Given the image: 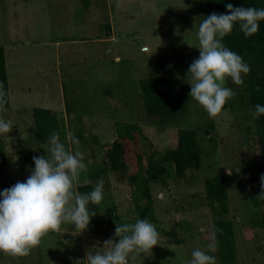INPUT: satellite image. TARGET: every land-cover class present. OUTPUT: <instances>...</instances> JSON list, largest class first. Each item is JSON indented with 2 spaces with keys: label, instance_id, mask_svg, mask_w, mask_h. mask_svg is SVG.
I'll list each match as a JSON object with an SVG mask.
<instances>
[{
  "label": "rangeland",
  "instance_id": "rangeland-1",
  "mask_svg": "<svg viewBox=\"0 0 264 264\" xmlns=\"http://www.w3.org/2000/svg\"><path fill=\"white\" fill-rule=\"evenodd\" d=\"M212 12L204 0H0V46L11 100L0 115L12 121V130L0 134L8 142L0 190L31 174L32 169L21 173L19 150L50 155L49 142L34 141L29 126V109L45 107L43 97L55 100L66 148L85 153L86 169L76 187L104 181V198L88 205L96 214L87 229L64 223L27 256L0 252V264H87L88 251L117 239V224L140 218L145 169L176 147L177 129L191 130L201 161L182 175L166 163L161 176L149 180L152 206L145 218L155 224L159 240L131 264H184L194 248L209 243L216 245L212 254L218 264H264V153L256 144L246 82L215 116L189 96L186 69L199 56V24ZM150 77L167 78L184 90L189 113L175 125L148 124L139 81ZM60 87L66 114L57 107L63 101ZM108 89L117 92L111 96L113 110L105 109ZM115 139L124 148L123 167L111 170L108 153ZM216 176L226 182L220 204L209 201L205 191V181ZM218 221L232 223L227 242L213 239Z\"/></svg>",
  "mask_w": 264,
  "mask_h": 264
},
{
  "label": "clouds",
  "instance_id": "clouds-1",
  "mask_svg": "<svg viewBox=\"0 0 264 264\" xmlns=\"http://www.w3.org/2000/svg\"><path fill=\"white\" fill-rule=\"evenodd\" d=\"M227 13L212 12L204 17L196 33L199 56L190 64L189 96L195 99L210 116L221 113L228 100L236 95L226 86L231 80L237 85L245 83L244 75L251 70L243 57L232 51L223 38L238 25L245 37L258 32L264 20V8L234 6L227 3ZM5 92L0 83V111H4ZM259 119L264 115V104L257 103L252 113ZM12 130V121L0 115V134ZM78 144L77 138L72 137ZM50 155L34 156V168L24 181H17L0 190V252L12 256H27L41 243L49 231H58L64 223L87 229L96 214L88 207L104 198V181L98 180L90 193L76 191V180L86 169L85 153L71 151L61 141L58 132L49 136ZM264 182V176L261 177ZM115 235L104 246L86 254L87 264H131L136 256L151 251L158 244L159 232L147 218L134 223L117 224ZM216 245L209 243L194 248L191 258L184 264H218L212 254Z\"/></svg>",
  "mask_w": 264,
  "mask_h": 264
},
{
  "label": "trees",
  "instance_id": "trees-1",
  "mask_svg": "<svg viewBox=\"0 0 264 264\" xmlns=\"http://www.w3.org/2000/svg\"><path fill=\"white\" fill-rule=\"evenodd\" d=\"M205 5L213 12L227 13V3L234 6L264 8V0H204ZM259 30L255 34L245 37L238 25L234 27L231 34L223 38V42L232 51L239 53L244 61L250 65V72L245 75L246 91L252 107L255 110L257 103L264 104V20L259 22ZM188 70V69H186ZM0 83L3 84L5 95L4 108H9V93L7 85L6 65L4 49L0 46ZM226 85L235 90L236 95L241 94V87L235 84L231 78ZM142 105L148 124L165 126L175 125L179 119H183L189 113V104L184 90H176L174 85L167 78H144L139 81ZM112 96V90L104 94ZM33 127L39 143L49 142L50 134L59 132V121L55 112L35 108L32 112ZM256 129V144L264 153V115L259 119L253 117ZM128 129L137 127L134 124H124ZM124 128V127H123ZM121 133V131H120ZM123 138L124 135L121 134ZM177 145L175 148L166 150L161 157V163L155 164L150 161L145 169V179L140 193L141 199H146V204L140 211V218L144 219L152 206V200L148 189V182L157 179L164 171V164H170L175 174H183L185 170L197 167L201 161V148L189 129H177ZM113 146V147H112ZM108 153L111 170H118L123 167L124 148L119 139L112 142ZM42 155L33 151H22L20 154L21 165L25 168H34V156ZM6 165L5 150L0 139V173ZM94 186L90 183L78 185L76 191L90 193ZM206 197L213 203H223L226 198V182L223 176H216L205 181ZM93 205L94 203H89ZM233 226L231 222L218 221L212 227V236L215 241H224L232 237ZM118 239V237H117ZM231 257V252L229 253ZM231 264V263H229Z\"/></svg>",
  "mask_w": 264,
  "mask_h": 264
},
{
  "label": "crops",
  "instance_id": "crops-1",
  "mask_svg": "<svg viewBox=\"0 0 264 264\" xmlns=\"http://www.w3.org/2000/svg\"><path fill=\"white\" fill-rule=\"evenodd\" d=\"M112 31V30H111ZM112 35V34H111ZM4 55H5V53H4ZM5 65H6V62H5ZM6 75H7V67H6ZM7 85H8V82H7ZM61 88L62 87H60V89H59V95L61 96L62 95V100L63 101H58V108H61L63 111H64V114H66V109H65V104L63 103V102H65V100H64V95H63V93H62V90H61ZM101 89L99 90V93H101ZM8 93H9V86H8ZM117 93V92H116ZM113 90H112V95L113 96H115V94H116ZM101 95V94H100ZM102 98V97H101ZM9 101H10V104H9V107L11 106V100H10V94H9ZM108 101H110V102H108ZM61 102H62V105H61ZM41 103L42 104H45V107H43V106H35V107H32V109H29V111H30V114H31V116H32V112H33V110L35 109V108H44V109H48V110H51V111H53V112H57L58 113V111H56V109H55V100L53 99L52 100V98H50V97H48V98H45V97H43L42 99H41ZM102 104H105V101L103 102V99L101 100V103H99V105L101 106ZM106 108L105 109H107V107H109V109H107V110H113V109H115V108H117L116 106H115V104L116 103H114V101L112 102V99H111V97H109L108 98V100L106 101ZM46 105H48V106H50V107H47ZM8 109V108H7ZM59 117V116H58ZM62 117H63V113H62ZM82 117H85V116H82ZM64 118V117H63ZM86 118V117H85ZM59 120H60V118H59ZM33 126V118L31 119V122L29 123V126ZM33 130H34V128H33ZM1 140H2V143H3V146H4V150H5V158H6V150H7V144H8V142L5 140V139H3V138H0ZM37 139H36V135H35V131H34V141H36ZM26 143H28L27 141H26ZM34 143V142H33ZM39 143V142H38ZM47 143V142H46ZM39 144H45V143H39ZM22 151H39V149H35V150H27V149H21V150H19L18 151V153H19V158H20V154H21V152ZM39 152H41V151H39ZM41 154L42 155H44V153L43 152H41ZM46 155V154H45ZM6 160V164H7V159H5ZM5 167H6V165L4 166V168H3V170H2V172L0 173V174H2L4 171H5ZM26 169H29V168H25V167H23L22 165H20V170H21V173H23ZM93 173H95L96 174V170L93 172ZM88 183V182H87ZM86 183V181L85 182H81V183H78L77 184V186L78 185H82V184H87ZM90 184H92L93 185V183L92 182H89Z\"/></svg>",
  "mask_w": 264,
  "mask_h": 264
}]
</instances>
